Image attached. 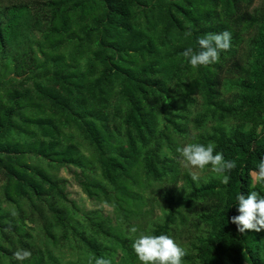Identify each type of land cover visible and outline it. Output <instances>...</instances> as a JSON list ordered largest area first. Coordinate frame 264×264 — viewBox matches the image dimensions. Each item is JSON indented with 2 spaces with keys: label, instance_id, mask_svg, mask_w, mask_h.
Instances as JSON below:
<instances>
[{
  "label": "trees",
  "instance_id": "16d2710c",
  "mask_svg": "<svg viewBox=\"0 0 264 264\" xmlns=\"http://www.w3.org/2000/svg\"><path fill=\"white\" fill-rule=\"evenodd\" d=\"M225 30L217 62L183 57ZM191 123L189 143H212L235 169L182 173L176 149ZM261 158L264 0L0 5V264H141L140 233L172 237L182 264H264V230L241 234L230 220L238 194L264 196L248 175ZM62 168L115 215L80 208ZM67 246L86 257L55 253ZM19 249L31 257L16 260Z\"/></svg>",
  "mask_w": 264,
  "mask_h": 264
},
{
  "label": "clouds",
  "instance_id": "9594fccd",
  "mask_svg": "<svg viewBox=\"0 0 264 264\" xmlns=\"http://www.w3.org/2000/svg\"><path fill=\"white\" fill-rule=\"evenodd\" d=\"M191 33H186L190 36ZM200 51H194L188 47L182 53L192 67L207 66L215 63L220 58L222 51H228L231 47V33L227 30L220 33H208L198 39ZM185 167L204 169L211 165V171L217 174L231 172L236 168L234 160L225 161L222 152H215V146L209 143L207 146L199 143H188L177 147ZM193 181L199 180V175L193 171L190 173ZM254 184L264 183V158H261L257 168L248 173ZM229 175H223L222 183H229ZM239 215L230 218L231 223L237 226L241 234L247 231L260 232L264 230V196L256 191L247 195L238 194L236 197ZM130 231L136 233L138 229L133 226ZM132 248L141 264H182V259L187 255L185 249L176 241L165 234L151 235L140 233L132 243ZM32 253L27 249H19L13 253L18 261L29 259ZM92 264V260L89 261ZM94 264H112L106 258H94Z\"/></svg>",
  "mask_w": 264,
  "mask_h": 264
},
{
  "label": "rangeland",
  "instance_id": "374dc122",
  "mask_svg": "<svg viewBox=\"0 0 264 264\" xmlns=\"http://www.w3.org/2000/svg\"><path fill=\"white\" fill-rule=\"evenodd\" d=\"M12 1H14V0H0V5L9 4ZM261 1L262 0H256V4H260ZM190 129H191L190 134L186 138L180 140L182 146L188 144L190 142V140L192 139L193 135L197 132V130L195 128H193L192 123H191ZM180 167H181L182 173H184L186 171H189V172L195 171L199 176H202L204 174L212 172L211 171V165L206 166L204 169H193L190 167H185L184 163L182 162V158H180ZM59 176L64 177L68 180L67 189H66L68 191V196L70 199L75 200L80 208H82L84 210L101 209L107 215H110V216L115 215L112 205H109L107 203L92 199L87 194H85L84 191L82 190L81 186L79 185V183L74 179V174L71 173V171L69 169L62 168L59 171ZM180 183H182V182H180ZM0 184H1V181H0ZM154 195H155V193H154ZM154 204L156 205L154 208V214H156L159 212L160 209L157 206V202L155 199H154ZM147 208H150V207L147 206ZM144 215H145V213H144ZM142 216L143 215H141L140 217H142ZM139 219H142V218H139ZM138 223H139L138 220H133V222H132L133 225H136ZM28 224L34 226L36 231L38 230V227L36 224L30 223V222H28ZM73 245H75V243H73ZM73 247L74 246H72V247L67 246V247L63 248V250L55 249V253L59 254V256L64 257V260H69L70 258L83 257L85 255V253L81 249L77 250L76 248H73ZM120 256H121V250L118 249V251L116 253V258L118 259ZM84 257H86V256H84Z\"/></svg>",
  "mask_w": 264,
  "mask_h": 264
}]
</instances>
